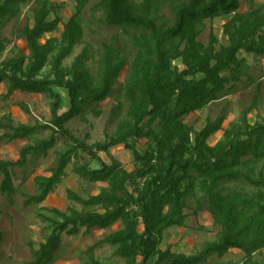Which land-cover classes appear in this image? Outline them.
Returning <instances> with one entry per match:
<instances>
[{"label":"trees","instance_id":"trees-1","mask_svg":"<svg viewBox=\"0 0 264 264\" xmlns=\"http://www.w3.org/2000/svg\"><path fill=\"white\" fill-rule=\"evenodd\" d=\"M35 1L34 25L20 31L29 55L2 61L6 41L0 37V85H7L6 98L16 92L49 97L51 120L15 125L11 117L4 116L0 118V131H4L0 143L28 141L42 131L51 135L24 146L17 161L0 160V193L13 198L17 192L15 168L26 167L30 158H47L59 138L67 147L58 154L54 168L35 178L37 193L25 195V206L43 204L81 154L99 167L75 163L74 173L89 183L107 186L87 198L68 190L69 200L82 208L51 209L53 216L43 215L52 231L39 249L30 243L32 260L26 264H54L64 234L77 236L83 228L86 232L107 230L119 222L123 228L90 247L84 264H105L95 255L104 245L113 247L114 255L125 264H206L211 257L222 258L232 249L244 253L242 264H259L254 255L264 249V193H225L223 188L224 183L238 181L264 188V173L255 175L257 165L264 161V122L252 124L249 120L258 108L259 94L214 146L208 141L223 130L224 117L209 120L200 131L185 118L223 98L228 86L240 83L248 74L250 66L241 53L264 57V9L240 13L242 0H100L93 8L94 14L101 12L99 23L124 35L136 51L130 62L115 47V37L97 53L94 74L88 62L96 54L89 46L70 67L65 66L75 47L84 41L87 0H74L75 13L64 24L61 38L45 40L62 23V5L51 0H0V28L16 19L23 5ZM166 8L171 18L164 13ZM232 15L224 25L227 44L218 49L220 41L214 34L208 44L199 41L205 21ZM176 61L183 68L174 64ZM47 67L50 73L44 75ZM127 68L123 96L128 106L124 117L122 101L115 109L120 118L115 133L93 145L78 139L67 124L85 118L89 107L100 116L101 104L114 96V86ZM59 89L68 96L69 109L64 113ZM23 110L30 113L27 106L23 105ZM144 139L150 146L140 151L138 142ZM122 145L134 156V171H128L113 156L111 163L100 156L111 155L113 148ZM191 198L196 199L194 213H209L220 228L217 239L190 255L177 253L171 246L161 249L169 229L186 226L189 215L185 210ZM3 241L1 231L0 245Z\"/></svg>","mask_w":264,"mask_h":264},{"label":"rangeland","instance_id":"rangeland-1","mask_svg":"<svg viewBox=\"0 0 264 264\" xmlns=\"http://www.w3.org/2000/svg\"><path fill=\"white\" fill-rule=\"evenodd\" d=\"M39 1V0H38ZM52 2L62 5L59 15L62 23L54 34L45 36V40L50 37L61 38L64 32V24L75 13L77 7L74 0H51ZM141 3L144 0H133ZM100 0H87V4L83 9L85 18V37L81 45L75 47L74 53L65 61V66L70 67L74 59L82 53L86 46L96 54L90 59L88 65L95 74L97 69V61L99 60V51H102L104 45L114 42V38L118 37L115 47H119L122 53L129 58L131 62L135 49L127 41V38L115 29L103 26L99 23L101 12L96 14L93 8ZM37 7V1L23 5L20 15L11 21L6 27L0 28V37L6 41V50L3 54V60L20 56L21 54L29 55L28 45L25 39L20 36V31L26 26L34 25V9ZM264 9V0H242L240 13L249 12L254 9ZM164 13L171 18V12L168 8ZM234 15L228 17L215 18L205 21L203 32L199 36V41L208 44L211 34L218 37L220 45L227 44L228 40L224 35V25L231 21ZM55 16H52L54 19ZM241 58H246L250 66L248 74L244 76L240 83L228 86L226 95L220 100L213 102L205 109L192 113L185 118V122L192 126L196 131H200L205 127L209 120H216L218 117H224L223 130L212 136L208 143L211 146L216 145L224 138L225 130L231 128L240 121L242 113L247 110L256 95L259 94L260 100L256 111L249 115L252 124L256 122H264V57H256L245 52L241 53ZM180 65L179 61L174 62ZM181 68L182 65H180ZM50 67L44 70V75L50 73ZM128 68L121 74L119 81L115 84V94L101 104V115L97 116L92 107L87 109L85 118L78 117L67 124V128L78 139L85 141L89 145L99 142H105L108 137L117 130L120 118L116 116L115 109L120 101L125 104L123 116L126 114L127 102L124 100L123 88L128 77ZM251 79L253 82L251 83ZM260 89V91H258ZM63 97V107L61 113L69 109L67 92L58 90ZM7 85H0V118L6 116L11 117L15 125L26 124L35 125L37 123L44 124L51 120L52 100L43 94H30L16 92L12 98H6ZM23 105L29 109V114L23 110ZM4 131H0V136ZM50 131H42L36 134L28 141H11L5 140L0 143V160L17 161L20 158V152L26 145L36 144L39 141L49 138ZM148 140H140L138 148L145 151L149 148ZM67 145L63 138H59L57 145L50 150L47 158L39 159L30 158V163L24 167L15 168V186L16 194L13 198H8L0 193V232H4V241L0 245V264H26L32 260V251L30 243H33L34 249H39L40 245L45 242L46 237L51 233V226L46 222L43 215L53 216L51 209L67 211L70 207L81 209L82 207L68 198V190L78 193L82 197L94 196L107 185L104 183H89L81 179L73 171L75 163L84 165L90 164L93 168L99 167L98 163L89 156L81 154L78 161H73L67 168L66 174L61 178L55 186L54 191L48 196L46 201L41 205L26 207L24 202L25 195H35L37 193V184L35 178L45 175L48 171L56 166L58 154L66 149ZM103 161L111 163V156L115 157L128 171H134L136 164L133 154L126 150L124 146H118L111 150V155L100 153ZM244 172H249L243 169ZM264 173V161L257 165L255 175ZM0 179V183H1ZM224 192L242 191L249 195L262 191L264 188L258 189L250 184L242 181L224 183ZM199 195L200 192L198 191ZM195 198L189 199V208L185 210L189 215L185 227H173L169 229L161 244V249L165 250L169 246L177 253L187 255L199 252L203 249L207 242L215 241L220 231L209 213H194ZM123 228L121 222L107 230H93L86 232L83 228L77 236H62L61 248L56 255L54 264H84L87 259L86 252L90 247L95 246L101 240L110 234ZM143 229L142 226L140 228ZM115 249L110 245L98 247L95 251L96 257L105 264H125V261L114 255ZM245 255L241 251L230 250L224 257H211L206 264H242ZM254 261L264 264V249L254 255Z\"/></svg>","mask_w":264,"mask_h":264},{"label":"crops","instance_id":"crops-1","mask_svg":"<svg viewBox=\"0 0 264 264\" xmlns=\"http://www.w3.org/2000/svg\"><path fill=\"white\" fill-rule=\"evenodd\" d=\"M232 250L240 251V250H237V249H232ZM240 252H241V251H240Z\"/></svg>","mask_w":264,"mask_h":264}]
</instances>
